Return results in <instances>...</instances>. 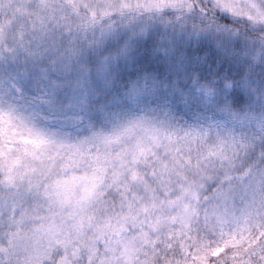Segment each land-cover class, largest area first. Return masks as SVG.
Here are the masks:
<instances>
[{"label":"snow or ice","instance_id":"1","mask_svg":"<svg viewBox=\"0 0 264 264\" xmlns=\"http://www.w3.org/2000/svg\"><path fill=\"white\" fill-rule=\"evenodd\" d=\"M0 264H264V0H0Z\"/></svg>","mask_w":264,"mask_h":264}]
</instances>
